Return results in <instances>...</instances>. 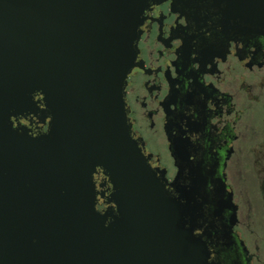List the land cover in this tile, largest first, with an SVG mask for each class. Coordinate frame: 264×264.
I'll list each match as a JSON object with an SVG mask.
<instances>
[{"label": "flooded vegetation", "instance_id": "obj_1", "mask_svg": "<svg viewBox=\"0 0 264 264\" xmlns=\"http://www.w3.org/2000/svg\"><path fill=\"white\" fill-rule=\"evenodd\" d=\"M140 20L123 112L150 185H162L169 209L153 219H120L115 184L96 167L106 264H146L125 239L136 222L140 235L158 238L160 264H168V239L181 229L204 242L213 264H264V180L251 185L250 176L258 164L264 171V0H147ZM90 72L87 62L79 68V92ZM41 97L33 94L35 108L13 110L0 136L45 132ZM34 204L31 185H0V240L10 244L0 264H64L63 226L49 229ZM177 204L180 216L171 214Z\"/></svg>", "mask_w": 264, "mask_h": 264}, {"label": "water", "instance_id": "obj_2", "mask_svg": "<svg viewBox=\"0 0 264 264\" xmlns=\"http://www.w3.org/2000/svg\"><path fill=\"white\" fill-rule=\"evenodd\" d=\"M146 4L0 0V128L13 110L35 108V93L41 94L48 118L45 132L25 139L3 131L0 185H31L38 215L42 211L48 217L54 232L58 224L63 226L64 264L107 263L106 228L100 226L102 214L94 205L96 167L115 184L111 199L120 219H153L169 209L162 185H150L153 180L123 112V83L134 63ZM86 62L90 78H81L79 92L78 70ZM172 210V215L183 214L179 204ZM132 224L136 226L124 230L133 236L125 238L128 250L145 254L146 264H160L158 238L140 235L138 223ZM190 231L177 230L168 239L167 263L213 264L204 242ZM0 245L8 260L9 240Z\"/></svg>", "mask_w": 264, "mask_h": 264}, {"label": "rangeland", "instance_id": "obj_3", "mask_svg": "<svg viewBox=\"0 0 264 264\" xmlns=\"http://www.w3.org/2000/svg\"><path fill=\"white\" fill-rule=\"evenodd\" d=\"M259 161H260V159H259ZM261 168L262 167L260 166V164H258L257 168H256V171L254 169H252L253 172H252V174H250V176H251V185H261V183L263 182V180H264V171L261 170ZM247 183H248V180L244 179V180L241 181V185H247ZM247 192L250 193V195L252 196V189H248ZM254 228L257 231L259 230L258 225H254Z\"/></svg>", "mask_w": 264, "mask_h": 264}]
</instances>
